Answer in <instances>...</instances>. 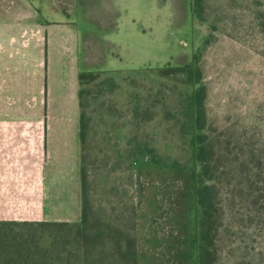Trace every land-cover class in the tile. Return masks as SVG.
<instances>
[{
	"label": "rangeland",
	"instance_id": "obj_1",
	"mask_svg": "<svg viewBox=\"0 0 264 264\" xmlns=\"http://www.w3.org/2000/svg\"><path fill=\"white\" fill-rule=\"evenodd\" d=\"M18 2L0 0V11L9 12ZM47 2L44 23L63 21L79 33L71 44L77 72L101 73L86 86L89 98L95 99L99 82L106 78L113 77L120 86L113 93L104 92L86 109L91 128L87 149L91 220L107 231H120L125 239L134 238L140 264H185L186 255L175 248L193 243L192 176L200 165L180 98L192 89L164 78L158 70L168 64L191 63L204 41L211 39L201 66L208 87L209 119L218 128L213 136L221 134L227 146L231 135V142L240 140L264 157V0H203V21L194 13L193 0ZM10 53L0 52V67L22 65L20 73L25 77L16 76L14 68L7 78L0 76V173L7 176L0 182V217L31 224L45 216L43 177L55 169L42 155L39 127L80 121L76 116H51L45 107L48 101L31 100L30 83H37L38 78L28 73L40 60L13 59ZM99 103H104L103 109ZM133 136L137 142H152L168 161L179 162L182 174L150 164L134 169L128 159ZM238 175L232 180L235 183ZM221 189L223 214L216 232L214 264H264V202L260 211H251L240 198L233 199L230 187L221 185ZM31 192L37 195L31 197ZM47 199L49 208L62 209L59 217L63 220L57 221L81 222L73 221L82 202L81 188H73L60 202L53 192ZM29 227L7 229L25 235ZM32 228H38L35 233L45 245L59 237H75L74 230L64 226L37 224Z\"/></svg>",
	"mask_w": 264,
	"mask_h": 264
},
{
	"label": "trees",
	"instance_id": "obj_2",
	"mask_svg": "<svg viewBox=\"0 0 264 264\" xmlns=\"http://www.w3.org/2000/svg\"><path fill=\"white\" fill-rule=\"evenodd\" d=\"M194 13L203 21V0H193ZM206 39L202 48L195 54L193 61L185 66L167 65L158 70L164 78L186 84L191 87L185 98H180L183 105V116L193 130L194 156L200 165L198 173L193 174V193L191 210L193 212L194 238L192 245L177 247L178 253L186 255L185 264H214L217 260L216 232L222 217L221 185L231 188L233 199L240 198L251 211H260L264 202V157L258 154L257 148H246L240 140L228 135L225 146L218 132L209 119L207 110L208 87L204 83L201 59L203 51L210 44ZM100 72L84 71L79 75L81 85L80 106V138H81V188H82V220L78 224L68 222H17L0 221V264H140L139 249L134 238L125 239L117 230L107 231L102 225L95 224L90 218L88 197V154L87 149L91 134L86 109L98 101L104 92L113 93L120 86L113 77L106 78L98 84V94L89 98L86 86L95 83ZM94 99V100H92ZM104 102V101H103ZM103 109L104 103H99ZM224 135V132H221ZM227 135V134H226ZM235 135V134H234ZM225 137V136H224ZM242 138V137H240ZM237 136L235 135V138ZM135 136L129 138L128 159L135 169L140 165L150 164L163 170L182 174L184 169L177 161L170 162L158 153L152 142H137ZM240 141V142H239ZM234 144V146H232ZM229 160L237 165L230 164ZM235 160V161H234ZM227 168V170L225 169ZM236 173H239L233 180ZM233 183L235 185L232 187ZM260 205V208H259ZM98 221V220H97ZM67 227L74 230L75 237H59L51 245L42 243L34 225ZM30 225L28 234H12L14 226ZM90 231L91 233H88ZM106 236H110L108 239ZM64 254V255H62Z\"/></svg>",
	"mask_w": 264,
	"mask_h": 264
},
{
	"label": "crops",
	"instance_id": "obj_3",
	"mask_svg": "<svg viewBox=\"0 0 264 264\" xmlns=\"http://www.w3.org/2000/svg\"><path fill=\"white\" fill-rule=\"evenodd\" d=\"M18 1L17 6L11 11H0V52H11L8 55L13 59L25 58L30 62L36 58L38 61L40 60L39 66L32 67V71L28 73V76L38 78L37 83L34 82L36 86L31 80L29 93L32 94V97L30 99L48 101L45 107L51 116H76L80 121L78 114L80 109V73L77 72V65L73 58L74 49L71 46L72 38L79 36L78 31L63 21L46 20L44 23L42 20H45L44 15L48 12L43 6L48 3L47 0H38L39 4L32 0ZM34 51L39 53V56H34ZM8 55L6 54V56ZM0 56L3 57L1 54ZM79 65L78 63V67ZM12 68L18 74L16 76L25 77L20 73L22 65L17 66L14 63L4 65V68L0 67V76L7 78L10 76ZM33 69L38 70L34 71ZM73 81H76L77 84ZM33 85L37 90L35 96H33ZM25 87L28 86L25 84ZM26 93H28L27 90ZM54 102H60V104L57 103L58 106H56ZM62 106L65 108L62 109ZM39 128L43 133L38 137L42 144V155L45 156L46 164L55 165V169L51 175L47 176V172L43 177L46 180L42 189V195L46 196L45 216L43 217L42 213L43 218L35 219L34 222L63 220L59 217V210L62 209L56 206L57 204H54L56 207L49 208L47 198L50 192H53V197L60 202V198L64 195H71L73 188H81L80 122L79 124H49ZM4 177L7 176L1 172L0 182L4 181ZM30 194L31 197L37 195L32 192ZM78 206V212L73 218V221L76 222L82 220V202ZM80 215L81 219H79ZM0 221H16V219L0 217ZM56 222L60 221L56 220Z\"/></svg>",
	"mask_w": 264,
	"mask_h": 264
}]
</instances>
